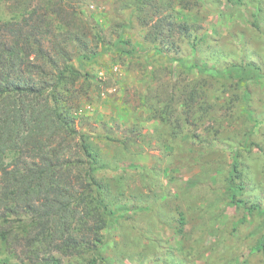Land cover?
Returning a JSON list of instances; mask_svg holds the SVG:
<instances>
[{
  "label": "rangeland",
  "instance_id": "1",
  "mask_svg": "<svg viewBox=\"0 0 264 264\" xmlns=\"http://www.w3.org/2000/svg\"><path fill=\"white\" fill-rule=\"evenodd\" d=\"M48 2L58 32L70 21L72 38L60 42L80 72L70 115L114 209L91 251L54 255L62 264H261L264 0ZM34 3L0 0V25ZM234 161L239 176L229 177ZM229 184L244 203L230 201ZM2 247L0 258L22 264L19 250Z\"/></svg>",
  "mask_w": 264,
  "mask_h": 264
},
{
  "label": "trees",
  "instance_id": "2",
  "mask_svg": "<svg viewBox=\"0 0 264 264\" xmlns=\"http://www.w3.org/2000/svg\"><path fill=\"white\" fill-rule=\"evenodd\" d=\"M45 4L35 0L28 13L17 9V19L0 25V246L19 250L22 264H62L55 251H91L114 213L95 178V156L89 143L77 140L70 115L71 86L80 77L60 45L72 38L70 21L58 32V12L53 17ZM77 34L78 41L86 37ZM231 175L239 176L235 161ZM229 188L230 201L244 203L237 198L242 187ZM0 264H11L10 258Z\"/></svg>",
  "mask_w": 264,
  "mask_h": 264
}]
</instances>
